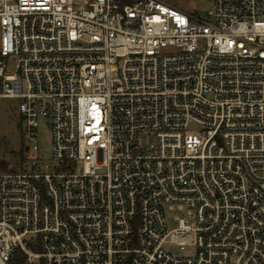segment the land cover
Listing matches in <instances>:
<instances>
[{
    "label": "built area",
    "instance_id": "1",
    "mask_svg": "<svg viewBox=\"0 0 264 264\" xmlns=\"http://www.w3.org/2000/svg\"><path fill=\"white\" fill-rule=\"evenodd\" d=\"M170 1L0 0V264H264V0Z\"/></svg>",
    "mask_w": 264,
    "mask_h": 264
},
{
    "label": "rangeland",
    "instance_id": "2",
    "mask_svg": "<svg viewBox=\"0 0 264 264\" xmlns=\"http://www.w3.org/2000/svg\"><path fill=\"white\" fill-rule=\"evenodd\" d=\"M168 5L183 12H195L197 14H203L210 8L207 2L199 0H174L168 2ZM3 62L5 60L0 57V64ZM7 66V72L13 74L16 63L11 62ZM19 103L20 101L17 99L0 98V174L23 169L25 162L21 163L20 152H25V161L27 160L28 147L23 144ZM194 129L197 127L194 126ZM38 134L41 153L46 160H49L52 149V132L46 121H41ZM173 217L174 215L169 216L171 227L176 226ZM169 248L172 249L173 253H178L175 247Z\"/></svg>",
    "mask_w": 264,
    "mask_h": 264
},
{
    "label": "trees",
    "instance_id": "3",
    "mask_svg": "<svg viewBox=\"0 0 264 264\" xmlns=\"http://www.w3.org/2000/svg\"><path fill=\"white\" fill-rule=\"evenodd\" d=\"M19 155L21 158L20 159L21 163L23 164L25 162V159H26V154H25V152L24 153L20 152ZM11 264H26L25 254L21 250H18L13 257Z\"/></svg>",
    "mask_w": 264,
    "mask_h": 264
}]
</instances>
